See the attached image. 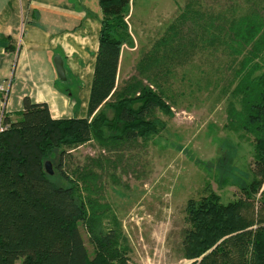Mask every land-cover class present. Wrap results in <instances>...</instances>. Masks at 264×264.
I'll return each instance as SVG.
<instances>
[{"label":"trees","instance_id":"16d2710c","mask_svg":"<svg viewBox=\"0 0 264 264\" xmlns=\"http://www.w3.org/2000/svg\"><path fill=\"white\" fill-rule=\"evenodd\" d=\"M129 3L99 0L101 30L86 117L53 118L46 103L28 98L18 120L3 116L0 264H132L120 223L102 200L96 168L105 166L84 164L69 172V150L88 141L118 150L157 135L163 124L156 112L173 114L164 84L195 58L218 62L210 71L222 72L225 80L224 127L252 146L253 166L249 181L231 173L238 197L223 202L210 190L187 199L182 257L190 264H264V0H185L117 87L121 48L131 40ZM54 150L66 185L55 184L45 170Z\"/></svg>","mask_w":264,"mask_h":264},{"label":"rangeland","instance_id":"374dc122","mask_svg":"<svg viewBox=\"0 0 264 264\" xmlns=\"http://www.w3.org/2000/svg\"><path fill=\"white\" fill-rule=\"evenodd\" d=\"M184 1L131 0L132 35L130 43L122 46L123 59H133L135 64L141 50L170 23L174 6ZM170 6L174 11L164 22ZM151 10L158 20L149 23L145 18L153 20ZM199 60L178 67L171 81L164 84L173 114L156 112L163 124L157 135L118 150H108L94 141L69 150V172L84 164L105 166L96 168L103 184L102 200L109 203L120 223L132 264H190L181 253L188 227L184 210L187 199H197L212 190L226 202L240 195L231 173L236 179L251 178L252 146L224 127L228 100L222 92L223 73L210 71L218 62L205 65ZM106 115L112 116L110 110ZM227 143L236 148L227 149ZM59 153L54 150L46 161L53 171L52 181L66 185L55 169ZM79 230L93 259L86 230L80 224Z\"/></svg>","mask_w":264,"mask_h":264},{"label":"crops","instance_id":"0c3cea01","mask_svg":"<svg viewBox=\"0 0 264 264\" xmlns=\"http://www.w3.org/2000/svg\"><path fill=\"white\" fill-rule=\"evenodd\" d=\"M173 11L170 6L164 22ZM131 16L130 0L126 19L130 34ZM152 18L145 19L158 20ZM101 19L99 0H0V85L4 87L0 119L18 120L24 98L46 103L53 118L86 117ZM122 53L121 48L117 87L134 67V60H124ZM57 56L63 61L65 80L57 75Z\"/></svg>","mask_w":264,"mask_h":264},{"label":"water","instance_id":"95a60500","mask_svg":"<svg viewBox=\"0 0 264 264\" xmlns=\"http://www.w3.org/2000/svg\"><path fill=\"white\" fill-rule=\"evenodd\" d=\"M54 65H55V69H56V72H57L59 79L65 80L66 74H65L64 65H63L62 59L59 56L54 58ZM44 167H45V170L48 174L51 175L53 173L52 169L50 168V162L49 161H45Z\"/></svg>","mask_w":264,"mask_h":264},{"label":"built area","instance_id":"2783aa9c","mask_svg":"<svg viewBox=\"0 0 264 264\" xmlns=\"http://www.w3.org/2000/svg\"><path fill=\"white\" fill-rule=\"evenodd\" d=\"M0 91L3 92L4 91V87L2 85H0ZM8 128V125L4 123V121L2 119H0V134L5 131Z\"/></svg>","mask_w":264,"mask_h":264}]
</instances>
